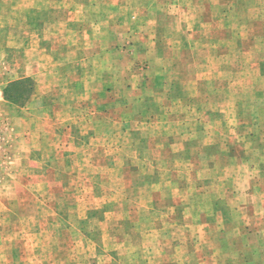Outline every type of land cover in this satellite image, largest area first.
Masks as SVG:
<instances>
[{"label":"rangeland","instance_id":"rangeland-1","mask_svg":"<svg viewBox=\"0 0 264 264\" xmlns=\"http://www.w3.org/2000/svg\"><path fill=\"white\" fill-rule=\"evenodd\" d=\"M0 264H264V0H0Z\"/></svg>","mask_w":264,"mask_h":264}]
</instances>
